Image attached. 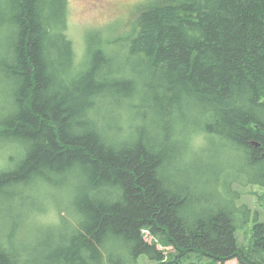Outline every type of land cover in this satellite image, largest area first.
<instances>
[{"label":"trees","instance_id":"16d2710c","mask_svg":"<svg viewBox=\"0 0 264 264\" xmlns=\"http://www.w3.org/2000/svg\"><path fill=\"white\" fill-rule=\"evenodd\" d=\"M68 2L0 0V264H264V0Z\"/></svg>","mask_w":264,"mask_h":264},{"label":"rangeland","instance_id":"374dc122","mask_svg":"<svg viewBox=\"0 0 264 264\" xmlns=\"http://www.w3.org/2000/svg\"><path fill=\"white\" fill-rule=\"evenodd\" d=\"M151 0H69L68 2V30L77 53L83 48L85 34L89 31L108 28V35L118 36L125 32L142 5ZM6 36L0 28V53L6 51ZM8 38V37H7ZM6 81L0 78V107L6 105ZM5 93V94H4ZM9 93V92H7ZM4 94V95H3ZM249 203L264 202V189H254ZM264 217H260L263 220ZM251 224H249V230ZM241 232L242 230H238ZM251 233V230L249 231ZM224 264H238L236 260H228Z\"/></svg>","mask_w":264,"mask_h":264}]
</instances>
